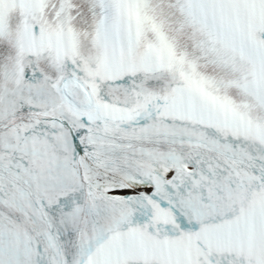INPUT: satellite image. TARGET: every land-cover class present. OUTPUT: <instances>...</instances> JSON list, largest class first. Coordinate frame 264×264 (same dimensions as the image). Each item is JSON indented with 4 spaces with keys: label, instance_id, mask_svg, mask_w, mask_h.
Wrapping results in <instances>:
<instances>
[{
    "label": "snow or ice",
    "instance_id": "snow-or-ice-1",
    "mask_svg": "<svg viewBox=\"0 0 264 264\" xmlns=\"http://www.w3.org/2000/svg\"><path fill=\"white\" fill-rule=\"evenodd\" d=\"M0 264H264V0H0Z\"/></svg>",
    "mask_w": 264,
    "mask_h": 264
}]
</instances>
